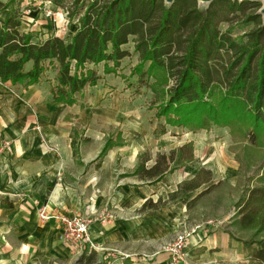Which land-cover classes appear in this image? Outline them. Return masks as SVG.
I'll return each mask as SVG.
<instances>
[{"label": "trees", "instance_id": "1", "mask_svg": "<svg viewBox=\"0 0 264 264\" xmlns=\"http://www.w3.org/2000/svg\"><path fill=\"white\" fill-rule=\"evenodd\" d=\"M17 1L0 0L2 83L38 84L50 66L57 71L51 89L53 100L72 105L84 87L96 86L100 80L88 67L103 64V74L116 73L120 62L130 55L124 46L132 38L138 64L130 75L138 77V88L139 82L147 85L155 103L160 101L156 116L163 117L165 125L199 130L216 124L229 128L255 152L264 147V19L257 13L260 2L212 0L200 9L197 0H175L171 5L163 0H29L32 7L36 2L40 6L49 2L53 10L64 12L70 23L79 26L66 42L53 35L34 42L33 32L21 34L18 30L22 13L15 8ZM239 21L253 26L240 41L230 31H219L220 25L230 27ZM28 63L31 68L27 70ZM160 85L166 88L161 90ZM110 141L99 160L112 146H122ZM184 149L193 150L190 144ZM164 163L157 161L154 167L142 164L133 176L157 184L176 170L162 166ZM209 174L201 169L193 179L178 185L168 201L182 199L208 184ZM260 177L262 185L248 190L232 221L240 231L249 233V238L238 236L244 244L264 243V176ZM162 205L161 199L156 203L147 200L142 211ZM252 258L256 264H264V247L254 250ZM82 262L96 264L95 252L81 256L78 263Z\"/></svg>", "mask_w": 264, "mask_h": 264}, {"label": "crops", "instance_id": "2", "mask_svg": "<svg viewBox=\"0 0 264 264\" xmlns=\"http://www.w3.org/2000/svg\"><path fill=\"white\" fill-rule=\"evenodd\" d=\"M27 1L18 0L15 5L22 13L19 32H33L34 42L58 36L45 30H51L53 23L49 20L40 22L41 14L36 11L37 8L25 17L26 12L21 9ZM29 18L37 20L39 27L32 25L24 28V21L29 24ZM78 28V24L72 22L64 33L65 38L58 37L66 42ZM41 29L43 34L39 32L36 35ZM25 66L27 70L31 68L30 63ZM88 68L96 71L100 80L96 86L84 87L75 96L76 102L68 106L53 100L51 89L57 73L53 67L49 66L35 85L21 86L0 81V147L2 143H7L0 149V264H45L55 260L68 264L75 257L91 252H95L98 264H105L120 254L134 257L117 264H165V253H159L149 262L143 261L140 256L158 252L173 239L180 226L184 225L181 222L188 210L203 196V191L215 184L208 187L203 184L172 202L168 201V197L177 190L180 182L173 186L171 192H166V199L152 186L139 187L138 182L131 180L126 184L121 182L111 194L104 193L105 188H98L88 176L91 171H82L93 160L82 159L79 151L81 142L90 139L83 136L82 140L76 129L78 124L83 123L85 114L79 99L84 92L91 90H98L102 100L111 97L107 95L105 85L112 86L108 77L115 75L103 74V64ZM92 117L96 122L101 123L102 120L104 126H119L117 110L108 109L106 104ZM37 131H41L59 153L44 152L40 148ZM194 148L195 157H199V148ZM209 166V163L195 164L193 176L201 169L210 171ZM188 179L191 180V177ZM191 193L195 195L187 198ZM158 199L164 205L142 211L147 200L156 203ZM42 208L49 213L67 216H92L90 238L97 249L86 247L79 250L65 243L58 224L39 220L38 211ZM219 220L208 219L201 223V229L187 243L184 264H256L252 254L254 250L262 249L264 243L244 244L238 240V234L228 231ZM227 223L230 225L231 220Z\"/></svg>", "mask_w": 264, "mask_h": 264}, {"label": "rangeland", "instance_id": "3", "mask_svg": "<svg viewBox=\"0 0 264 264\" xmlns=\"http://www.w3.org/2000/svg\"><path fill=\"white\" fill-rule=\"evenodd\" d=\"M257 2H260L262 7L263 2ZM29 3L28 0L26 5L24 4L27 7L22 6L21 9L26 12L24 13L25 17H29L30 13L28 12L35 10ZM39 3L36 2V11L41 14V20L39 21L49 20L53 23L51 30L48 28L45 30L51 35L54 33L65 38L64 33L71 23L61 19L57 15L58 11L49 10L43 5L40 6ZM198 5L200 9H205L210 4L199 3ZM29 19L31 20L29 24L24 21V28L28 29V26L32 25L39 27L37 20ZM229 25L226 23L220 25L219 31L222 33L230 31V35L238 41L253 28L252 25H243L241 21L231 24L230 27ZM61 30L65 31L60 32ZM39 32L43 34L41 29V31L36 32V35ZM132 40L134 39L131 38L128 44L124 46L125 49L129 50L130 55L120 62V67L113 74L115 76L108 77L112 86L105 85L108 89L106 93L111 97L102 100V94L98 90H91V92H84L82 98L79 99L81 102L80 108L84 109L85 114L83 123L78 124L76 129L82 140L83 136L90 137V139L81 142L79 151L82 159L88 162L93 160L85 165L82 171H91L88 176L94 180L98 188H105L104 193L106 194H111L121 182L126 184L131 180L138 182L139 187L152 186L156 192L162 193L161 196L166 199V192L169 190L171 192L177 182L183 183L190 180L188 179L190 177L191 179L194 178L196 175L193 176L196 171L194 169L195 164L209 163V169L211 170H204L210 173L207 175L210 177V184L203 186L208 187L213 183L215 184L209 186L208 192L202 194L203 196L188 210L187 216L181 224L194 227L196 225L201 226V223L208 219L213 221L220 219V225L223 223L222 226L228 231L238 234L239 237L244 239L247 238L249 233L240 231L237 226L232 225V221H235V214L238 211L237 204L248 195V190L262 185L259 179L261 174L264 176V147L257 148L255 152L247 146L244 139L242 140L240 136H234L230 133L229 128L216 124L199 130L165 125L163 117L158 118L156 116V111H158L156 104L160 101L158 100L159 102L155 103L154 96L147 85H141L143 82H139L140 87L138 88V77L130 75L132 69L138 64ZM152 82L153 80H150V83ZM164 88L166 87L162 85L159 87L161 90ZM105 104L108 109L117 110L119 126L108 127L104 126L102 120L101 123L92 120L93 113L102 110ZM37 132L39 133L40 148L44 152L59 153L56 148L50 145L48 138L41 131ZM126 137L128 138L127 141ZM109 140H111V144L121 143L122 146H112L102 158L101 163L98 156ZM188 144L193 148L192 152L184 149ZM194 146L199 148V157H195ZM182 149H184L183 152L180 151ZM182 154L183 156H180ZM161 156H164L165 159H161ZM157 161L167 163V165L164 163L162 166L176 167V170L167 173L164 179H161L162 181L154 185L133 178V173L140 165L154 167ZM180 165L187 166L181 169ZM207 176L202 175L206 179ZM194 195L195 193H191L187 198ZM229 220H231L230 225L227 223ZM180 227L181 230L183 225ZM210 227L213 228V225ZM62 240L64 241V239ZM79 259L80 256L75 257L73 262L68 264H86L85 262L78 263ZM45 264L66 263L55 260ZM96 264L98 263L96 262Z\"/></svg>", "mask_w": 264, "mask_h": 264}, {"label": "built area", "instance_id": "4", "mask_svg": "<svg viewBox=\"0 0 264 264\" xmlns=\"http://www.w3.org/2000/svg\"><path fill=\"white\" fill-rule=\"evenodd\" d=\"M44 7L52 9L49 2L43 4ZM56 11V10H54ZM57 15L60 16L64 21H68L66 14L62 11H58ZM0 147H6L7 143ZM39 220L42 222L53 221L55 224H58L61 228V238L65 242L78 247L79 250L82 248H88L90 250H96L97 247L95 243L90 238V226L92 219L89 216H81L78 214H73L67 216L60 213H49L45 208L40 209L38 214ZM202 226V225H201ZM200 225L194 227L183 225L182 229L178 231L173 239L167 242L164 246L159 248V251L156 253H144L141 255L143 261L149 262L151 259L157 257L159 253H165L166 260L165 264H184L186 263V246L189 239L201 229ZM134 255L120 254L114 258H110L105 262V264H117L118 262H124L130 258H133Z\"/></svg>", "mask_w": 264, "mask_h": 264}, {"label": "water", "instance_id": "5", "mask_svg": "<svg viewBox=\"0 0 264 264\" xmlns=\"http://www.w3.org/2000/svg\"><path fill=\"white\" fill-rule=\"evenodd\" d=\"M163 1H164V4L171 5L175 0H163ZM211 1L212 0H197V2L201 3V4H210ZM233 1H237V2H242V1H248V2L261 1V2H263L262 7L258 11V14L264 18V0H233Z\"/></svg>", "mask_w": 264, "mask_h": 264}]
</instances>
